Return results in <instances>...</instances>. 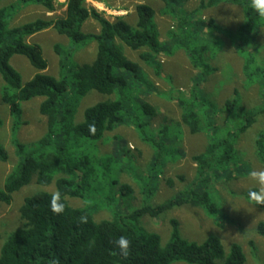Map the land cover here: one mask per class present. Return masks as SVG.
Masks as SVG:
<instances>
[{
	"label": "trees",
	"instance_id": "trees-1",
	"mask_svg": "<svg viewBox=\"0 0 264 264\" xmlns=\"http://www.w3.org/2000/svg\"><path fill=\"white\" fill-rule=\"evenodd\" d=\"M56 0H19V4H35L43 6L50 12L55 11ZM106 1V0H96ZM164 3L162 13L176 18L180 31L170 30L169 36L174 44L162 42L155 18L156 10L148 4L136 6L137 20L134 25L126 19L119 18L112 22L105 18L94 7L88 6L86 0H67L65 15L57 18L38 19L22 26L10 28L7 20V8L0 7V82L3 84L2 101L9 106L10 114L15 118L12 128L13 143L16 147L19 163L7 177L4 186L0 187V212L3 205L9 206L14 194L33 181L38 186L48 187L55 184V191L62 194L64 210L60 213L52 211L50 198L53 192L41 191L26 197L20 207V228L11 232L0 250V264H245L247 261L243 247L233 243L227 253L226 246L218 235H210L203 243L185 239L180 231V222L171 219V235L167 242L159 233L147 230L142 218L162 216L168 211L189 205L200 207L210 215L219 211L218 203L209 190L210 172L219 173L231 178V165L239 160L236 149L237 138L244 134L256 122L264 108L250 111L242 106L239 92L226 101V109L235 123L225 136L219 137L216 123L211 143L205 153L193 156L198 166V178L185 193H181L164 203L144 204L126 215L114 212L110 219L97 221L94 211L100 205L85 207L84 201L94 198L98 191H104L108 185L111 197L101 199V205L111 207L118 198L134 199V189L130 184L119 180H110L107 184L102 170L109 169L110 161L100 159L94 164L83 139L101 141L108 132L115 131L123 125H135L142 136L146 137L158 154L151 168L164 162V148L167 127L161 129L162 136L148 135V120L157 115V109L147 100L139 99V110L147 120L132 116L125 101L126 92L135 88L136 84L153 85L142 77L140 65L125 55V47L131 50H144L141 60L154 68L159 76L162 54L173 55L178 48H184L195 68L201 70L198 83L206 76L216 72L207 59L208 46L198 44L204 40L202 34L211 29L222 31L215 25L214 19L209 21L194 20L193 15L180 16L187 0H161ZM222 3L240 6L245 14V22L236 33L231 32L232 41L238 44V51L246 56L244 71L247 77L262 74L264 70L253 67L255 57L244 49V44L251 42L264 26V18H260L251 0H209L202 1L200 8L215 7ZM10 8H15L11 6ZM94 19L101 27L99 33H85L84 24ZM54 28L60 35L66 36L73 46L68 49L56 44L55 51L60 56V77L52 76L45 71L49 62L44 56L42 46L29 43L28 37ZM99 40V41H98ZM88 41H95L97 54L93 62L79 64L73 60V53ZM200 42V43H201ZM16 55L26 57L37 73L28 82H23L21 73L11 64ZM71 70L72 80L65 71ZM144 83H143V82ZM264 81V80H263ZM140 86V87H141ZM1 87V86H0ZM139 87V88H140ZM95 91L112 96L119 91L118 99L98 102L85 110L84 121L77 123L74 114L78 101ZM36 97L44 98L40 104V113L47 118V133L33 145L19 142L15 135L22 121L24 102ZM74 97V98H73ZM207 97L200 88H194L191 99H179L183 108L182 120L193 134L203 130L199 104L206 105ZM209 116V115H208ZM210 119V118H208ZM237 121H240L237 123ZM26 123V122H25ZM4 121L0 117V128ZM115 148L113 154L130 156V149L120 135H114ZM258 156L264 164V133L258 137ZM108 157H111L110 155ZM132 158V157H131ZM7 150L0 146V161H7ZM115 160V159H114ZM106 175V172H104ZM103 173V174H104ZM145 175V179L150 175ZM102 175V176H101ZM143 175L139 179L142 192L147 202L154 196L155 188L143 184ZM172 184V181H169ZM247 197L255 202L250 196ZM98 199V196L95 197ZM72 199H81L82 207L71 205ZM257 203V202H255ZM264 208V203H257ZM258 232L264 236V222L258 225ZM124 236L129 245L127 254H122L115 241Z\"/></svg>",
	"mask_w": 264,
	"mask_h": 264
},
{
	"label": "rangeland",
	"instance_id": "rangeland-1",
	"mask_svg": "<svg viewBox=\"0 0 264 264\" xmlns=\"http://www.w3.org/2000/svg\"><path fill=\"white\" fill-rule=\"evenodd\" d=\"M18 1L0 0V7L7 8L6 14L10 28L22 26L38 19L57 18L65 15L67 0H56L53 12L43 6L19 4ZM202 1L209 0H187L182 9L183 13L180 14L184 18L196 11L193 15L194 20L209 21L214 19L215 25L222 29V31H211L207 28L202 34L204 40L198 43L208 46L207 59L210 66L217 69L216 72L206 76L202 82L198 83L199 85H197V80L200 78L201 70L193 66L184 48H178L173 55L162 54L159 56L162 68L158 76L154 68L141 60L140 54L144 50L134 51L125 47V55L140 65L142 77L153 85L152 89H148L146 85L136 84L133 91L126 92L125 101L132 116L140 117L144 121L147 120V117L143 116L139 110V99L147 100L157 109L156 117L146 121L148 122L147 133L160 139L161 129L167 127L166 141L162 142L164 162L156 168H151L158 150L146 137L142 136L135 125L120 126L115 131L108 132L105 139L101 141L83 139L95 165L100 159L110 161L109 169L106 171L103 169L101 173L105 184L110 180L117 179L121 183L130 184L134 189V199L125 200L118 198L119 195L116 194L117 199L111 207L101 205L102 198H106L108 195L111 197L108 185L104 191H98L94 198L85 200V207L91 206L93 209L94 205H100L98 211H94L97 221L110 219L114 212L126 215L144 204L164 203L187 192L198 178V166L193 156L207 151L215 132L214 128L209 125L210 121L214 119L219 137L225 136L229 129L235 128V123L226 109V101L235 97V91L239 92L240 102L247 110L257 112L264 108V75H256L253 79L247 77L244 71L246 56L238 51L237 42L234 43L229 37L231 32L236 33L245 22L243 9L229 3L200 8ZM86 3L88 6L96 8L112 22L124 18L132 25L137 20L136 6L145 3L152 6L157 12L155 22L162 42L173 45L174 41L169 36V32L170 30L177 31V33L180 31L179 21L162 13L164 3L161 0H106L103 2L86 0ZM11 6H15V8H10ZM190 15L192 17V14ZM100 29L99 23L94 19L88 20L83 26L85 33H99ZM28 42L38 43L42 46L44 56L49 62L46 73L55 77L64 74L60 70V56L56 53L55 46L60 44L68 49L73 46L71 40L60 35L54 28H50L28 37ZM86 43L73 53V60L81 65L93 62L97 54L96 42L88 41ZM243 47L254 55L253 67L255 70H264V26H260L258 34ZM11 64L21 73L24 83L31 80L37 73L29 60L22 55L14 56ZM70 71H65V74L69 77L71 88H73L75 82L72 80ZM3 84L0 82V117L4 121V126L0 128V146L7 150L8 160L0 161V187L4 186L7 177L19 163V156L17 157L12 136L15 118L10 114L9 106L2 101ZM194 88H200L208 100L205 106L199 104L197 108L201 111L200 116L204 126L203 130L197 134H193L183 122V108L179 103L181 98L190 100ZM119 95V91L112 96L95 91L90 92L78 101L74 114L75 122L84 121L85 110L88 107L105 100L118 99ZM43 99L36 97L22 104L24 124L20 125L15 138L27 146L36 144L47 133V118L40 113V104ZM238 122L240 124V121ZM261 133H264V114L259 115L257 122L237 138L236 149L239 160L231 165V178L222 173H219L218 176L216 173L210 172L208 186L219 208V212L215 216L210 215L203 208L183 205L162 216H145L142 218L143 226L151 232L159 233L163 242H167L172 230L171 219L175 218L180 222V231L185 239L203 243L210 235L215 234L222 239L227 253L233 243H238L243 247L246 255L245 264H264V236L258 232V225L264 222V208L247 197V192L254 187L250 173L254 170H264V164L258 156L257 144ZM114 135L122 137L131 151L132 158L113 154L116 151ZM109 155L111 157H108ZM150 170V175L145 179V175ZM142 175L144 176L143 184L155 188L154 196L149 202L142 192V185L139 181ZM170 180L172 184H170ZM37 191L53 192L55 184L43 187L33 181L14 194L11 205H3L0 212V250L9 234L22 225L20 207L24 199ZM97 196L98 199L95 198ZM84 203L81 199L71 200V205L75 207H82Z\"/></svg>",
	"mask_w": 264,
	"mask_h": 264
},
{
	"label": "clouds",
	"instance_id": "clouds-1",
	"mask_svg": "<svg viewBox=\"0 0 264 264\" xmlns=\"http://www.w3.org/2000/svg\"><path fill=\"white\" fill-rule=\"evenodd\" d=\"M251 6L257 11L260 18H264V0H251ZM250 179L254 187L249 190V196L257 203H264V170H254L250 173ZM50 206L53 212L60 213L64 210L62 194L53 192L50 198ZM116 246L122 254H127L129 241L121 236L115 241Z\"/></svg>",
	"mask_w": 264,
	"mask_h": 264
},
{
	"label": "bare ground",
	"instance_id": "bare-ground-1",
	"mask_svg": "<svg viewBox=\"0 0 264 264\" xmlns=\"http://www.w3.org/2000/svg\"><path fill=\"white\" fill-rule=\"evenodd\" d=\"M99 41V40H98Z\"/></svg>",
	"mask_w": 264,
	"mask_h": 264
}]
</instances>
